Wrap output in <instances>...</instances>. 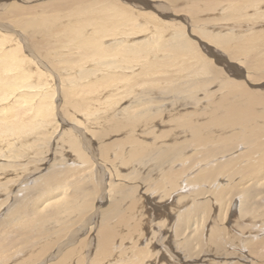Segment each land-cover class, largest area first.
<instances>
[{
	"label": "rangeland",
	"instance_id": "374dc122",
	"mask_svg": "<svg viewBox=\"0 0 264 264\" xmlns=\"http://www.w3.org/2000/svg\"><path fill=\"white\" fill-rule=\"evenodd\" d=\"M75 1H77V0H4V2L6 3L5 8L0 9V18H3V20H0V21L4 25L8 24V25H13L14 27L16 26V24H14L13 18H12L13 14L15 12L14 9H13L14 11L12 10L13 5H11V4L13 2L20 4L23 7V9L26 11V14L25 15L22 14V15L25 17L28 16V13H30V14H32V16L38 17L37 18L38 20L44 18V25H45V23H47L46 22L47 20L45 21V17L47 18L48 16H50V18H53V20H55L54 23L51 24V28H47V29H45V28L50 26V24L47 25L46 27H39L37 29L36 28H29L27 30L24 28L23 29L20 28L21 29L20 30L19 27L18 28L15 27L21 31V35H22L20 38L18 37L16 39H19L22 41L21 44L24 48L23 51L25 52L27 58H29V60H31V62L32 61L35 62V67L33 64H31V67H33L34 69H36V68L43 69L44 71L47 72L48 75H50L49 73H52V75L54 77V85H55L54 87H56V89H57L56 90L57 95H55V99H54L55 113H57V114H55V115H57V116H55V118H56L55 120L58 123L56 125H59V131H61V133L65 132V135H66L67 130H71L72 133L75 134L76 131L73 132V130H74V127L76 128V126L78 125L80 133H78L77 135L75 134V136L78 138V140L77 139L76 140L81 145H83V142H82V140H83L84 143L86 144V146H89L88 149L91 150V151L89 150L90 152L88 155V158H89L88 163L87 164L85 163V165L83 164L84 166L81 165L83 167L79 168L78 166H80V163H76L79 161V159L76 156L77 153L74 154L75 152L70 151L71 152L70 155L72 157L71 162L61 161L62 160L60 158L61 153L56 154V152H57V150H55L56 144L52 143L53 141L51 140V138H48V140H46V141L44 140L43 136L41 137L43 140L41 138H39V139L35 138L34 140H37L38 144H36V145H38V146H35L33 151L31 149L25 151V149H24L25 154L23 156L26 158H24V157L20 158L22 160H20L19 162L15 163V164L25 165L27 163L31 164L32 162L34 164H38L39 163L38 161L45 160L47 162L46 163L47 166H46V169L38 172L35 175L36 178L40 181H38L37 183L32 181L29 183L28 186H26V189L24 191H22L21 193H18V191H16L12 195L13 197H14V195L16 197V194L18 193V195H17L18 197H16L18 199L15 202H13V203H15L14 206H13L12 201H11L9 203V205L7 204L6 207H4V209H2L3 213L0 214V222H1V224H0V264H35V262H37L36 264H64V263L65 264H107V263L108 264H113V263L114 264H116V263L117 264H125V263L127 264L129 259H130V261H132L131 257H132L133 253H135L136 255H137V253L139 255L145 253L144 255H146V257L144 258L143 262H140V264H145V263L150 264L151 263L149 261L150 258L152 260L156 254H158L162 251H165L167 256L170 255L167 252V251H169V252H171V255H172L171 257L178 258V259L181 258L183 262L178 263V264H214L217 262H219V264L220 263L224 264L225 262H231L230 264H233V263L234 264H243V263L244 264H257V263L258 264H264V258H261V257L257 258V257H255V255L250 254L249 248L244 243L240 244L242 252H244V257H245V259H243V260H240V259L237 260V258H234L232 256L233 254H235V252H233V249H230L231 247H223L224 251H218L215 246L212 247L211 249L207 246L206 248L211 251V255L207 256V258H206L207 260H204V262L198 263V261H200V260H195V261L192 260L188 251L184 250V239L187 236H189L187 234V232H190V230L185 232V236H183L184 234L183 235L177 234L178 233L177 228H178V225L180 224L179 223L180 222V215L182 216V213L184 214V210H189L190 208H192V206L196 202L197 203L201 202V201L206 202V200L209 196L210 197L208 198V200L212 204V205H210L212 207V210H211L212 212H211L210 217H213V220H214V217L215 218L217 217L218 220L220 219L221 209L226 207L225 204H224V206H221L219 203H217V199H215L216 196H215L214 192H218V190L220 188L217 187L218 186L217 184L213 185L212 183H209L211 185H210V187H208L209 186L208 183H206L208 185V186H206V184H204V183L199 184L196 181H197L198 177L201 174H203V172L206 171L208 165H209V170L210 169L212 170L214 168V167L212 168V166H215L213 164H217L218 161L221 163H224L227 160H232L233 158H239L240 155L244 156V152L246 154H249V152H251L252 149H254V145H249V144H247L246 141H244V136L247 137L249 134V131L246 130V129H248V126H247L248 123H246L245 125L244 124L242 125L241 122L247 121L250 124L254 125L255 122L257 121V119L255 120L257 115L259 117H264V115H260V113L263 110V107H261V108H260V106L257 107L258 111L256 110V112L259 114H252L250 118L241 121L238 125H234L236 127L237 131L235 128L230 129V130H226V128L223 129V127H218V128L215 127L213 132L208 134V135L205 134L204 135L205 137L200 142L197 140L196 134L194 133L195 126L200 124V122L196 121V123L191 124V126L189 128L190 131L188 129L186 131L185 128H187V127H183L181 129L183 131H186V132L182 133V135H179L176 139H173V136L169 135L170 138L168 137V139L167 138L165 139L166 135H168V133H171V128H174L175 126H177L175 124V117L172 115L174 113H172L171 111H168V109L166 107L169 106L170 102L172 104H174L173 102H175V103H176V101L179 102L180 98H187V100H188V98L190 97L189 96L190 94H188L189 88L187 89V88H185V86L183 87V89H187V90L182 91L181 96H179L180 92L178 93V96H177V93H174V92L172 95L171 92H169V91H171V89H172L171 87L173 86V84L175 82H178V83L177 84L175 83L174 85L180 84L183 86V85H185V83L188 84L189 82H192V81L193 82L194 81H200V79H201V81H207L205 79L210 77L209 81L211 84H213L212 85L213 87L210 85L207 89H210V91H212V94H213V92H216L219 89L218 86H220V85L222 86V87L220 86L221 88L225 89V91L222 90L220 93H217L215 98H214V96L207 97L209 101L206 98L205 104L206 103L207 104H213L216 102H222L223 101L222 106L224 105L225 102H229L225 106H228L231 104H237V105L241 106V104L244 103L243 102L244 100L241 98L240 94L238 95V97H236L235 95H232V96L229 95L228 96L227 91L231 92L232 90L229 88L228 89L225 88L226 86L223 87V83H225L226 85H230V87H234V86H231V85L236 84L234 82L246 83L247 84L246 86H248L249 89H251L252 91H255V93H257L259 96H262V97L264 96V69H263L264 68V60L259 59V58L264 57V54L260 55L261 52L264 53V44H263L264 43V1L260 2L261 5L258 7L257 10L252 9V8H248L247 10L243 11L242 9H236V7L237 6L239 7V3L241 1H244V0H111V1L110 0H100L103 2H109V3L114 2L116 6L118 5L119 9H122L123 11H125L127 13L129 12L130 15L131 14L133 16L135 15L134 17L137 19L138 23H141V24L146 22V21H144L145 18H143V17H145L144 13L147 12V10H148V12H150L152 9H154L152 11L155 12L156 15H159L161 17V21L165 20L166 22H170L172 24L175 23L178 27H182L184 25L183 27H186L187 28L186 31H188L187 35H186L187 39L189 38L188 40L195 42V46L193 45L195 50L201 51L203 53V55L205 53L207 55V56L205 55V57L210 58L211 62H209V59L207 62H209L210 68L216 72V73L215 72L211 73V69H210V72H208L207 75L203 74L200 76H195L194 74H191L188 71H184L182 73L174 74L175 69H172L170 67H165V70L168 72V74L165 75L167 77L166 78L164 75H161L163 73L161 71V67L159 66V64H161V61H160L161 56L156 55L155 57L152 56L151 58L149 57V59L147 58V62L150 61V64L147 66V68L144 70V72L142 71V67L140 68V66H138L136 64L137 62H135V59L133 58L131 62L133 65H137V66H135L137 68V69L135 68V73H138L139 75L132 77L133 79L131 78V80L129 79L128 80L129 84L127 83V81H123V80H119V79L114 80L113 76H112L113 74H116V75L125 74V71H124L125 69L123 68V63H124V65L128 64V62H127V60L129 61L128 56H127L126 60H124V59L122 60V58H118V57L114 58L111 60L113 63L112 64L113 66L109 65L107 68H104L99 63H96V62L93 63L92 59H87V53L85 51H83L82 49L77 48L76 46L69 47V48H65L63 46L65 44V40L67 39L66 35H65V34H67L66 31L69 30V28L67 29L66 27H69V25H71V24L78 25L82 22L81 18H77L75 16L70 15L72 13V10L70 9V7L72 6V4ZM80 1H82V3H84L87 0H84V1L80 0ZM100 1L97 0V3ZM143 2L149 3L148 6L146 7V5L143 4ZM211 2H215V4L212 5ZM0 3H1V1H0ZM229 4H231V5H229ZM48 5H50L51 8H57L58 10H54L53 13L50 14ZM7 6H9V7H7ZM93 6H95V3L93 4ZM137 6H139V8ZM145 7L148 9H146ZM137 12H139L140 15H138ZM260 12H262V13H260ZM71 19H72V22H71ZM76 21H77V23H76ZM182 21L184 22V24L182 23ZM234 21H235V23H234ZM176 22H178V23H176ZM145 25H147V24H145ZM71 26H73V25H71ZM147 26L149 27V25H147ZM89 30H90V28H88V31H87V33L89 32L88 35H94ZM153 31L157 32V29H153L152 32ZM230 32H232V33H230ZM5 33H8V32H5ZM205 33H206V35H205ZM166 34L168 35L169 32ZM211 34H213V36ZM231 34L234 36H232ZM147 35L149 36V34H146V36L145 35H143V36L145 38H148ZM207 35L208 36L210 35V37L208 38ZM215 35H219V36L216 37ZM222 35L223 36L229 35L230 41H228L226 43L227 48H226L225 44H224L225 47H223V48L218 46L219 43H217V41H219V39L223 37ZM143 36L140 37L139 39L143 38ZM204 36H206V37H204ZM168 37H172V36H168ZM223 38H226V37H223ZM142 40L144 41V38ZM231 41H232V43H231ZM105 43H107L106 45H108V44L110 45V43L113 44L114 42H113V39L110 38V39H106ZM240 43H242L243 45L250 44L252 47L255 46L254 48L256 49V51L252 52V50H251V51H249V53L248 52H246V53L245 52H239L238 48H239ZM10 44H12V43H10ZM174 44H177V43L174 42ZM230 44H232V46ZM152 47L153 46H150V48H152ZM141 48H143V44L141 45ZM147 48L150 49L149 47H147ZM25 49H26V51H25ZM206 50H208V52H209V50L212 51L211 55ZM261 50H263V51H261ZM259 51H260V53H259ZM201 52H199V53H201ZM202 53H201V55H202ZM212 53H213V55H212ZM61 54H62V56H61ZM144 54L146 55L147 52L146 53L144 52ZM159 55H161V54H159ZM256 56H257L256 59H258V61H256L255 58H253ZM83 57H84V60H83ZM32 58H33V60H32ZM157 58L159 60H157ZM40 59H41V61H40ZM117 59H118V61H117ZM152 59L156 64L152 61ZM38 60H39V63L38 62L36 63V61H38ZM82 61H84V62H82ZM121 61H123V63ZM125 61H126V63H125ZM262 61H263V64H262ZM190 62L191 61H189V63ZM121 63H122V65H121ZM258 63H259V66H258ZM81 64H83L84 66H82L80 68L79 65H81ZM38 65H39V67H37ZM47 65H49V67ZM151 65L152 66L158 65V66H157V68H150ZM95 66H97V67H95ZM71 69H73V70H71ZM151 69L153 70V72L151 71ZM154 69H156V70H154ZM32 71H33V69H32ZM87 71L89 73L86 75ZM236 72L238 75L236 74ZM76 73H77V75H76ZM172 74L175 76H173ZM214 74H215V76H212ZM235 74L237 77L235 76ZM108 75H110V77H112V79H113V80H111L112 82L110 80H106L105 83L104 82L102 83L99 81V78L101 79V77H103V76L107 77ZM161 76H163V77H161ZM85 78H87L88 82L86 81ZM168 79H170V80L175 79V82L172 83L171 85L167 84ZM71 80L73 81L72 83H71ZM90 81H91V83H90ZM226 81H228L231 84H229ZM31 82L33 84H36V82H38L37 77L32 76L30 83ZM85 82H87V84H89V85H87ZM220 82H221V84H219ZM74 83H75V85H73ZM232 83H234V84H232ZM90 84H92L93 86ZM76 85H78V86L76 87ZM80 85H81V87H80ZM86 85H87V87H86ZM121 85H123V86H121ZM127 85L128 86L131 85L129 87V92L126 91ZM215 85H217V87ZM83 86H84V88H83ZM163 87H164V89H162ZM123 88H124V91H123ZM78 90H80V91H78ZM120 90L122 91V93ZM166 90L167 91L169 90L168 92H166L167 94L165 93ZM161 92H162V94H161ZM126 93H127V95H126ZM149 93L151 95H149ZM224 93L228 97H225ZM174 94H176V95L174 96ZM222 94H223V96H222ZM125 96H126V98H125ZM166 96H167V98H166ZM88 97H89V99H88ZM90 97L93 99L90 100ZM114 97L116 98V100ZM120 97H122V98H120ZM172 97L174 99H172ZM177 97L179 100L177 99ZM200 97H203V96H200ZM219 99H221L222 101ZM125 100H126V102H125ZM117 101H120V102L117 103ZM129 101H130V103L135 102L134 103L135 105L141 104L140 109H139L140 112H141V109H142V111H145V110L147 111L149 109V111H151V113L157 112L156 113L157 116H153L152 119L150 116L148 120H153V121L149 122L148 120H146V122H144L146 127L143 125L144 127L142 126L143 127L142 128L141 122L135 126V124H137V122H135L136 118L133 119V117L130 116V113H127L129 111L127 109L128 105H129V103H128ZM86 102L90 103L91 105L90 104L86 105L87 104ZM93 103H95V104H93ZM99 104H100V106H99ZM172 104H170V106ZM84 105H86V106H84ZM92 105H93V107H92ZM239 106H237V107H239ZM118 107H120V109L126 108L125 111L123 112L124 114L121 115V112L119 114V112H118L119 110H117ZM161 107H163V108H161ZM247 107L249 109V107H251V105L247 106ZM244 108L246 109V107H244ZM244 108L240 109V111H243ZM90 111H91V113H89L87 115V113ZM188 111L192 112L193 109L190 108ZM216 112L217 111L212 106V113L210 116H211V118L212 117L213 118H212V121H210V122H214V120H215L214 115L216 114ZM101 113H102V115H101ZM163 113H165V114H163ZM192 113H190L189 115L191 116ZM115 114H116V116H115ZM158 114H159V116H158ZM89 115H91V116L89 117ZM165 115H166V117H165ZM87 116H88V118H87ZM112 116L116 117L115 121H113ZM163 116H164V118H163ZM104 118H107V119H104ZM161 118H162V121H165L164 122L165 124L163 123V125H162V123H161L162 121H161V122H159L160 126L155 127L156 125H158L157 120L159 119V121H160ZM211 118H209V120ZM219 118L222 119V117H220V116H219ZM223 118H224V116H223ZM172 119H173V121H171ZM203 120H205L204 122H207L208 118L203 117L202 121ZM258 120L259 121L261 120L260 121L261 125L264 124V119H258ZM98 122H99V124H98ZM151 122H152V125H151ZM176 122H178V119ZM83 123H84V125H83ZM103 123H105V125ZM207 125L209 126L210 123L207 122ZM89 126H92L90 128V131L91 130H93V131L90 132L89 130H87V128ZM147 127H148V129H147ZM213 127L214 126H209L208 131L210 132L211 128H213ZM260 127L257 126L255 128H253L257 132V134L263 132V130H262L263 126L261 128ZM258 129H261L262 132H259L260 130H258ZM153 130H155V131H153ZM147 131H148V133H147ZM174 132H175V130L172 132L175 135ZM243 132H244V134H243ZM143 133H144V135H143ZM163 133H165V134H163ZM130 134H131V136H129ZM211 134H214V135L211 137ZM155 135H157L158 137ZM160 135H161V137L164 136L163 139L168 142V143H166L167 145L169 143L171 145H174L176 142H178L181 145H183V144L185 145L183 150L180 149V154L182 153L181 156L184 158L177 160L178 162H176V165H174L173 163H170V165L167 164V165H165V167H162V169L160 168L161 163H159L156 160L157 158H159L158 155L161 153V144H162V141H164L163 139H161ZM218 135L220 137V141L223 138L229 137L230 139L228 141L226 139V141L228 143H230L231 145L235 146L234 150H232L230 152H226L224 154V156L221 158H218L215 156V158L211 157L210 159H206L209 152H211V150L219 151V147L221 145H219L217 143L218 141L216 140L217 139L216 136H218ZM238 135L240 136V139H239ZM259 135H261V134H259ZM262 135H264V134L262 133ZM156 137H157V139H156ZM192 137H194V138H192ZM231 137H232L233 141H230V140H232ZM124 138H126V139H124ZM241 138H243V139H241ZM30 139H32V137H30ZM122 140H123V142H122ZM204 140H206V142ZM213 140L215 142L216 141L217 142L214 144ZM263 140H264V138H263ZM30 141H32V140H29L27 143L31 144ZM41 141L43 143L42 146H41V144H39V142L41 143ZM144 141H145V143H144ZM212 141H213V143H212ZM130 142H131V144H130ZM153 142H155V143H153ZM91 143H92V145H91ZM138 144H140V145L138 146ZM170 144H169V146H170ZM206 144L209 145V147L208 146L206 147L205 146ZM109 145H111V146H109ZM134 146H135V148H134ZM201 146L202 147L205 146V148H202ZM215 146L218 149L215 148ZM32 147H33V145H32ZM61 147H62V144H59V148H60L59 151L61 150ZM120 147H121V149H120ZM145 147L150 148V150L146 149V151H143V149H145ZM211 147H213V148H211ZM139 149H141L140 150L141 152L139 151ZM126 150H128V151H126ZM135 150H137V151H135ZM207 150H209V152H207ZM177 151H179V149ZM233 152H235V153H233ZM141 153H142V158H141V156H138V155H141ZM44 154H45V156H43ZM246 154H245V156H247ZM194 155H195V157H194ZM38 156H40V157H38ZM47 156H49V157H47ZM257 157H258V155H257ZM54 158H55V160H54ZM137 158H138V160H136ZM247 158H243L242 160L240 159L241 161L239 162V164L241 166H243V167H240L241 169L245 168L246 165L248 166L250 163V160H252L249 156H247ZM199 159H201V160L203 159V162ZM193 160H195L196 164ZM198 160H199V162H198ZM205 160H207V162ZM256 160H258V159H256ZM8 161H11V160L7 159L6 162H4L3 160H0V163H10ZM208 161L210 164L208 163ZM56 163H57V165H55ZM179 163H180V165H179ZM200 164L201 165L203 164V165L201 166ZM51 165H52V167H51ZM151 165H153V166L150 167ZM49 166H50V168H49ZM87 166H89L88 167L89 170H86V169H88ZM95 166L96 167L99 166V167L96 168ZM192 166H193V168H192ZM201 167H203V168H201ZM204 167H206L205 170H204ZM141 168H143V169H141ZM147 168H148V170H146ZM153 168H154V172H153ZM191 168H192V170L193 169L194 170L191 171ZM247 168L248 167H246V169ZM52 169H56V170L52 171ZM188 169H190V170H188ZM50 170L53 173H51ZM80 170H82V171L80 172ZM84 170L86 173L84 172ZM113 170H114V174H113ZM209 170H207V172ZM161 172H162V174H161ZM110 173L113 174V176H112L113 178L110 177ZM164 173H165V175H164ZM170 174L177 175V177H178L177 179H179V181H178L176 186L179 185V189L176 190V193L181 194V196H179V195L175 196L174 195L170 199H168V198H164L162 195L164 193L172 192V189L174 188V186L169 181H167V180H169ZM100 175L102 176V178ZM114 175H116V179H114L115 178ZM131 175H133V176H131ZM85 176H87V177H85ZM166 176H167V178H166ZM56 177L58 180H60L62 178L63 180L61 179V181H63L65 184V186L61 189V191H63L62 193L60 190H59L60 192L58 193L57 191H55V189H53L54 185L56 187V184H57V179H55ZM92 177H94V179ZM99 177H100V179H102V181H99ZM227 178H228L227 176L224 177L225 180L222 181V183H224L223 186H226V185L230 186L232 184H236L240 180V182H239L240 184L238 185V189L241 188L240 191H242L243 194L247 190H250L251 187L252 188L258 187V184H254L253 181L252 182H245L241 179V177H237L236 179H234L235 181L232 179H227ZM97 179H98V182H97ZM182 181L185 183H183ZM111 182L114 184V186L116 188H114V187L110 188ZM165 182H167V183H165ZM180 182H182V183H180ZM53 183H54V185H53ZM34 184H36V185H34ZM123 186H125V187H123ZM133 186L136 187V189ZM130 187H131V189H129ZM166 187L168 190L166 189ZM193 187H195L196 189L198 188L197 193H201V192L203 193L204 190H205V192L206 191H209V192L211 191V192L208 193V195H205L206 198L200 197V198L196 199L197 193H195L196 189ZM248 187H249V189H248ZM161 188H162V191H161ZM201 188L202 189L205 188V189L202 190ZM206 188L208 190H206ZM75 189H76V191H75ZM134 190H135V192H133ZM165 190H166V192H165ZM139 191L142 193H140ZM75 192H76V195L74 196ZM123 192H124V194H123ZM64 193H66V194H64ZM237 193L238 192H236L235 195ZM61 194L62 195L64 194L66 196H64L60 202L56 203V201H54L53 198H57V197L60 198ZM67 194H68V196H67ZM195 195H196V197H195ZM236 196H240V195H236ZM259 196L260 195H258V197H257L258 199L256 202H259V200H260ZM67 197H69V198L67 199ZM0 198H1L0 201H3V200L5 201V199L7 197L5 195H3ZM47 198H49L50 200H47L45 202L46 203V205H45V203H43V202ZM97 199H99V200L101 199V200H100V202L95 203ZM128 199H131V201ZM178 199H180V201H178ZM236 199H238V198H236ZM174 200H176V201H174ZM186 200L188 202V203L186 202V207L182 208L181 211H179L175 215L174 212H176L175 211L176 205L180 204L181 202L185 203ZM235 202L237 203V205H239V199H238L235 201L233 200L232 206H234ZM262 202L264 205V200H262ZM58 203H61V204L64 203V204H62L63 205L62 206L61 204H58ZM165 203H166V205H165ZM213 204H214V206H213ZM19 206L23 207L27 211L24 210L26 212L19 213L17 210V208ZM53 206H55V207H53ZM96 206L98 208H95ZM43 207L45 208V210L42 209ZM61 207H63V208H61ZM39 208H41L42 210ZM114 208L116 210H118V214L113 215L111 221H108V218H107L108 224L106 225L105 224L106 220L104 221V216L108 215L107 213H109L111 210H115ZM227 208H228V206L226 207V210L223 209V212H225V213L227 212L229 214L228 217L231 215V216H233V218L229 221L228 217H227V220L224 219L225 223L221 222V221L220 222L215 221V222L211 223L208 227V231L206 228V230L204 232V237H203V239L205 241L204 245H205V243H207V241H206L207 235L209 236L210 229L214 226L216 228L222 226L221 228L223 229L224 227H226L225 226V224H226L227 225L226 228L227 229L229 228L231 230V232L233 231V233H231L230 236L236 235V238H238L242 235L241 234L242 233L241 232L242 227H240L237 223L240 222L239 224H242V225H244L246 223H243V221L241 222V220H239L240 218H239V212H238L237 208H234V207H232V209H231V207L228 209ZM196 209L198 210L197 207H195V209H193V210H196ZM57 210L62 211V212H59V214H58V212H56ZM140 210H141V212H140ZM28 212H29V214H28ZM229 212L232 214H230ZM166 213H167V216H166ZM49 214H50V216H49ZM52 215L55 217H53ZM91 215H95L94 216L95 219H93L94 222L93 221L92 222H93V226H95L97 228L96 229L97 232H95L93 234L92 238H93V243H95V244H93L92 252L89 251V254L91 256L89 257V254H88L89 259H87L86 255H87V248H89V242L85 241L86 242L85 243L84 240H85V237L88 235V231H89V227H87L89 225V224H87V220H88L87 218H89V216H91ZM5 216H6V219L9 218L8 221L7 220L5 221ZM43 216H45V217H43ZM168 219H170V220H168ZM159 220H161L162 223H159ZM164 221H165L166 225H165ZM45 222H46V224H45ZM24 223H25V225H24ZM74 223L77 225H75ZM173 223H175V224H173ZM176 223H178V224H176ZM157 224L158 225L163 224L162 226H160L161 233L158 232L159 234L158 233L156 234V232H157L156 227L158 230H160L158 228L159 226H157ZM12 225H14V226H12ZM113 225H115V226H113ZM251 225H252V223L250 222L248 226H251ZM261 225L262 224H260L259 228H261L262 233L256 234V237H254L255 242L259 241L261 238H264V226L262 227ZM42 226H44V227H42ZM106 226H107V228H111V229H109V231L111 230V236L115 237V240L111 239L112 244L110 243L109 245H107V247H106L107 249L106 248L102 249V246L104 247V244L100 246V245H98V243L99 244L104 243L103 235H104V233L106 235V232H107ZM238 227H240V228H238ZM81 228L85 229L86 233ZM259 228H257V230ZM102 229L104 231H102ZM62 230L65 233L62 232ZM80 230L83 231V234H81L82 232ZM70 231L72 233L75 232V237H73L72 241L70 242V245H72V247L70 245H69V248L62 246V248H64V249L62 250L61 253H59L58 248L56 249V247L59 244V242L61 243L63 241V238L65 241L66 236H70L72 234ZM78 231L81 233H79ZM140 231H142V232H140ZM66 232H68V233H66ZM101 233H103V234H101ZM162 233H163V235H162ZM216 233L219 234L218 231ZM22 234H24V235H22ZM190 235H192V234H190ZM30 236H31V238H29ZM152 236H153V238H152ZM248 236H245V237H248ZM183 237H184V239H183ZM249 238L250 237H248V239L247 238L246 239L249 240ZM246 239H244V240H246ZM86 240H87V237H86ZM79 241H80V244H79ZM81 241L84 242V247H83L84 250H82L83 243ZM152 242H153V244H152ZM181 242H183V243H181ZM224 242L226 243V240H224ZM249 242H250V240H249ZM113 243H114V246H113ZM13 244L16 245L17 247L14 246ZM86 244H87V246H86ZM152 245H153V247H152ZM47 246H48V249H47ZM99 246L101 247V250H100ZM75 247H77V248H75ZM109 247L111 248V250H113V249L114 250L111 252ZM123 249H124V252H123ZM69 250H72V251H69ZM106 250L107 251L110 250L109 251L110 253L106 252ZM127 250L129 252H127ZM235 250L238 251V248H236ZM18 251H19V253H17L18 255L15 254ZM147 251L150 253H148ZM198 251H199V249L196 250L197 253L200 252V251L199 252ZM66 252H68L67 255L65 254ZM245 252H247V253H245ZM79 253H80V255H79ZM81 253H82V255H81ZM107 253L111 254V257L108 260H106L107 259L106 258ZM165 253L163 255H165ZM135 254H133L132 258H134L136 260L137 256H139V255L136 256ZM149 254H150V256H149ZM151 254H152V256H151ZM204 254L207 255L209 253H204ZM130 255H131V257H130ZM147 255H148V257H147ZM212 255H214L215 257ZM112 256H114V257H112ZM222 256L228 257L231 259L226 261L224 258L223 259L218 258V257H222ZM148 258H149V260H148ZM46 259H48L47 263H46ZM208 259H210L211 261H209ZM161 264H164V263H161Z\"/></svg>",
	"mask_w": 264,
	"mask_h": 264
},
{
	"label": "bare ground",
	"instance_id": "6f19581e",
	"mask_svg": "<svg viewBox=\"0 0 264 264\" xmlns=\"http://www.w3.org/2000/svg\"><path fill=\"white\" fill-rule=\"evenodd\" d=\"M1 3H0V9L1 8H5V2L4 0H0ZM84 1V0H83ZM100 1V0H99ZM111 1V0H110ZM261 1H264V0H244V1H241L239 3V7L237 6L236 9H242L243 11L247 10L248 8H252V9H255L257 10L258 7L261 5L260 2ZM113 2V1H112ZM140 2V1H139ZM73 3V2H72ZM71 3V4H72ZM95 3V6H93V4ZM131 3V2H130ZM210 3V2H209ZM233 3V2H232ZM143 4L146 5V7L148 6L149 3H146V2H143ZM212 5L215 4V2H211ZM11 5H13V8L12 10L14 9L15 12L13 14V22L14 24H16L15 27H19L20 28H24V29H29V28H39V27H46L47 25L50 24V26L46 27L45 29L47 28H51V24L54 23L55 20H53V18H50V16H48L47 18L45 17V21L47 23H45L44 25V18L43 19H37L38 17H34L32 16V14L28 13V16H23L26 14V11L23 9V7L20 5V4H17V3H12ZM65 5V4H64ZM75 5V6H74ZM231 5V4H229ZM234 5V4H233ZM71 6V5H70ZM211 6V5H210ZM236 6V5H235ZM9 7V6H7ZM49 7V13H53L54 10H58L57 8H51L50 5H48ZM139 8V6H137ZM145 7V8H146ZM153 7V6H152ZM216 7V6H215ZM231 7V6H230ZM45 8V7H44ZM133 8V7H132ZM43 9V8H42ZM46 9V8H45ZM70 9L72 10V13L70 14L71 16H75L77 18H81L82 19V22L78 25L76 24H71L69 25V27H66L67 29L69 28L66 35V40H65V44L63 45L65 48H69V47H73V46H76L77 48H80L82 49L83 51H85L87 53V59H92V62H96V63H99L101 64L104 68H107L109 65H112V59L114 58H122V60H126L127 56L129 58V61L127 60L128 64L124 65L123 61H121L123 63V68L125 69V74L123 75H116V74H111L113 76V79L114 80H123V81H127V83L129 84L128 80L134 76H137L139 75L138 73H135V66H140V68L142 67V71L144 72V70L147 68V66L150 64V61L147 62V58L149 59V57L151 58L152 56H161V64H159V66L161 67V71L163 72L161 75H166L168 74V72L165 70V67H170L172 69H175V73H182L184 71H188L190 72L191 74H194L195 76H200V75H207L208 72H210V64L209 62L210 61V58H206L205 57V53L203 55V53L201 51H197L194 49L193 45L195 46V42L194 41H190L187 39V32L186 31V27H178L175 23L172 24L170 22H166L165 20L164 21H161V17L159 15H156L155 12H153L152 10L154 9H150L151 11L148 12H145L144 15L145 18L144 22L145 24L149 25V27L147 25H145L144 23L141 24V23H138L137 19L131 14H129V12H125L123 11L122 9H119L118 5L116 6L115 3H109V2H103V1H100L97 3V0H87L86 2L82 3V1L80 0H77L75 1L72 6L70 7ZM141 9V8H140ZM139 9V10H140ZM148 9V8H146ZM13 10V11H14ZM33 10V9H32ZM60 10V9H59ZM126 10V9H125ZM133 10V9H132ZM24 11V12H23ZM34 11V10H33ZM127 11V10H126ZM143 11V10H142ZM197 11V10H196ZM42 12V11H41ZM140 12V11H139ZM139 12H137L138 15ZM185 12V11H184ZM234 12V11H233ZM240 13V12H239ZM262 13V12H260ZM23 14V15H22ZM8 15V14H7ZM45 15V14H44ZM142 15V14H141ZM23 16V17H22ZM138 17V16H137ZM231 18V17H230ZM179 19V18H178ZM203 19V18H202ZM201 19V20H202ZM247 19V18H246ZM0 20H3V18H0ZM11 20V19H10ZM38 20V21H37ZM53 20V21H52ZM210 20V19H209ZM224 20V19H223ZM70 21V20H69ZM179 21V20H178ZM51 22V23H50ZM59 22V21H58ZM71 22H72V19H71ZM6 23V22H5ZM77 23V21H76ZM79 23V22H78ZM178 23V22H176ZM182 23L184 24V22L182 21ZM235 23V21H234ZM58 24V23H57ZM226 24V23H225ZM223 25V24H222ZM186 26V25H185ZM13 25H8V24H3L1 21H0V160H3L4 162L7 161V159L11 160V161H8L10 163H0V197L5 195L7 198L5 199V201H0V214L3 213L2 209H4V207H6V205L12 201V204L14 206L15 202L18 198L17 195L18 193H21L22 191H24L26 189V186L29 185L30 182L34 181L35 183H37L38 180L36 178V174L44 169H46V161L45 160H40L38 161L39 163L38 164H34L33 162L30 164V163H27L25 165H18V164H15L17 162H19L20 158L24 157L23 155L25 154L24 152V149L25 151L26 150H32L34 149L35 146H38L36 144H38L37 140H34L35 138L39 139L43 136L44 140H48V138H51V140L53 141L52 143L56 144V149L57 152L56 154L58 153H61V161H66V162H71L72 160V157L70 155V151H73L75 152L74 154L77 153V158L79 159L78 162L76 163H80V166H78L79 168H82L85 163L87 164L88 163V155H89V152L91 151L90 149H88L89 146H86V144L84 143V141L82 140L83 142V145H81L80 143H78V138L75 136V134L77 135L78 133H80L79 131V127L78 125L76 126V128L74 127V131H76V133H72L71 130H67V133L65 135V132L61 133V131H59V125H56L58 124L56 122V118L55 114V106H54V99H55V95H57L56 93V87H54V77L52 75V73H49L50 75L47 74L46 71H44L43 69H40V68H36L34 69L33 67H31V64L34 65L35 67V62H31V60H29V58H27L25 52L23 51V46H22V41L19 40V39H16V38H20L22 35H21V29L18 30L17 28H15ZM88 28H90L89 31H91L94 35H88L87 31H88ZM153 29H157V32H152ZM215 30V29H214ZM213 30V31H214ZM20 31V32H19ZM156 31V30H155ZM209 31V30H208ZM5 32H8V33H5ZM169 34L167 35L166 33ZM11 33V34H10ZM200 33V32H199ZM216 33V32H215ZM221 33V32H220ZM232 33V32H230ZM146 34H149L148 38H145L143 35L146 36ZM89 37H88V36ZM206 35V33H205ZM213 36V34H211ZM221 35V34H220ZM224 35V34H223ZM222 35V36H223ZM232 35V34H231ZM144 38V41L142 40L143 38L139 39L140 37ZM168 36H172V37H167ZM208 36V35H207ZM216 37H218L219 35H215ZM234 36V35H232ZM206 37V36H204ZM210 37V35L208 36V38ZM223 37H226V38H223ZM222 38L219 39V41H217L218 46L220 47H225L226 45V48H227V42L230 41V38H229V35L228 36H223ZM113 39V44L110 43V45H106L107 43H105V40L106 39ZM241 38V37H240ZM24 39V38H23ZM65 39V38H64ZM174 39V40H173ZM251 39V38H250ZM142 40V41H141ZM154 40V41H153ZM216 40V39H215ZM152 41V42H151ZM174 42H176L177 44H174ZM216 42V41H215ZM255 42V41H254ZM12 43V44H10ZM214 43V42H213ZM232 43V41H231ZM143 44V48H141V45ZM207 44V43H206ZM225 44V45H224ZM235 44V43H234ZM258 44V43H257ZM264 44V43H263ZM198 45V44H197ZM212 45V44H211ZM232 46V44H230ZM150 46H153L152 48H150ZM147 47H149L150 49H148ZM207 47V46H206ZM255 47V46H254ZM252 47L250 44H247V45H243L242 43L239 44V48H238V51L239 52H248L252 50V52L256 51V49ZM127 48V49H126ZM27 49V48H26ZM25 49V51H26ZM210 49V48H209ZM208 52V50H206ZM226 51V50H225ZM229 51V50H228ZM263 51V50H261ZM28 52V51H27ZM49 52V51H48ZM64 52V51H63ZM144 52L147 54L145 55ZM201 52V53H199ZM211 52L209 50L208 53H210L211 55ZM238 52V53H239ZM59 53V52H58ZM216 53V52H215ZM244 53V54H245ZM260 53V51H259ZM154 54V55H153ZM161 54V55H159ZM219 54V53H218ZM235 54V53H234ZM233 54V55H234ZM241 54V53H240ZM243 54V53H242ZM264 53H260V55H262ZM66 55V54H65ZM73 55V54H72ZM213 55V53H212ZM236 55V54H235ZM53 56V55H52ZM62 56V54H61ZM67 56V55H66ZM207 56V55H206ZM218 56V55H217ZM60 57V56H59ZM232 57V56H231ZM236 57V56H235ZM262 57V56H261ZM135 59V62H137L136 64L137 65H133L132 64V59ZM237 58V57H236ZM235 58V59H236ZM253 58H257L256 57H253ZM71 59V58H70ZM209 59V62H207ZM259 59H262L264 60V57L262 58H259ZM33 60V58H32ZM83 60H84V57H83ZM157 60H159L157 58ZM41 61V59H40ZM115 61V60H114ZM118 61V59H117ZM153 61V59H152ZM159 61V62H160ZM189 61H191L189 63ZM256 61H258V59H256ZM260 61V60H259ZM39 63V60L36 61V63ZM84 62V61H82ZM81 62V63H82ZM89 62V61H88ZM91 62V63H92ZM154 62V61H153ZM261 62V61H260ZM259 62V63H260ZM121 63V65H122ZM126 63V61H125ZM155 63V62H154ZM227 63V62H226ZM259 63H258V66H259ZM88 64V63H87ZM156 64V63H155ZM262 64H263V61H262ZM98 65V64H97ZM49 67V65H47ZM69 66V65H68ZM77 66V65H76ZM82 66H84L83 64L79 65V67L81 68ZM100 66V65H99ZM113 66V65H112ZM158 65H151L150 68H157ZM39 67V65L37 66ZM74 67V66H73ZM97 67V66H95ZM215 67V66H214ZM217 67V66H216ZM30 68V69H29ZM100 68V67H99ZM120 68V67H119ZM33 69V71H32ZM50 69V68H49ZM48 69V70H49ZM137 69V68H136ZM264 69V68H263ZM47 70V71H48ZM53 70V69H52ZM64 70V69H63ZM73 70V69H71ZM83 70V69H82ZM109 70V69H108ZM156 70V69H154ZM76 71V70H75ZM141 71V72H142ZM151 71L153 72V70L151 69ZM71 72V71H70ZM85 72V71H84ZM83 72V73H84ZM123 72V71H122ZM142 72V73H143ZM150 72V71H149ZM214 73L215 71L213 69H211V73ZM65 73V72H64ZM89 72L87 71L86 72V75L88 74ZM94 73V72H93ZM216 73V72H215ZM148 74V73H147ZM237 74V72H236ZM235 74V76H236ZM77 75V73H76ZM95 75V74H94ZM173 75V74H172ZM171 75V76H172ZM238 75V74H237ZM32 76L33 77H37V80L38 82H36V84H33L32 82L30 83V80L32 79ZM96 76V75H95ZM175 76V75H173ZM172 76V77H173ZM212 76H215L212 75ZM211 76V77H212ZM218 76V75H217ZM216 76V77H217ZM163 77V76H161ZM166 77V76H165ZM237 77V76H236ZM66 78V77H65ZM167 78V77H166ZM210 78V77H209ZM209 78L205 79L207 81H192V82H189L188 84L185 83V85H174L175 83L177 84L178 82H175V79L174 80H170L168 79L167 81V84H173V86L171 87V94L173 95V92L174 93H177V96H178V93L180 92L179 96H181V92L184 91V90H187L189 88V92L188 94H190L188 100L187 98H180L179 102H177L176 100V103L173 102L174 104H172L171 102L169 103V106H167L166 108L168 109V111H171L172 114L174 117H175V124L177 126H175L174 128H171V133H168V135H166L165 139L168 137L170 138V136L172 135L173 136V139H176L179 135H182V133L186 132L187 129L189 130L190 126L192 123H196V121L200 122V124H198L197 126H195L194 128V133L196 134V138L198 141H202L203 138L205 137L204 135L205 134H210L213 132L214 128L215 127H223L226 128V130H230V129H236V127L234 125H238L241 121L243 120H246L248 118L251 117L252 114H259L256 112L257 110V107L260 106L263 107V110L262 112L260 113V115H264V96H259L257 93H255V91H252L251 89H249L248 86H246L247 84L246 83H238V82H234L232 84L234 85H231V86H234V87H230V85H226L225 83H223V87L226 86L225 88H229L231 89L232 91L231 92H228L227 91V94L228 96L229 95H235L236 97H238V95L240 94L241 95V98L244 100L243 104H241V106L237 105V104H231V105H228V106H225L226 104H228L229 102H225L224 103V107L222 106V102H216V103H213V104H205V101H206V98L209 97V96H215L217 95V93H220L222 90L225 91L224 88H221L220 86L219 89L216 91V92H213L212 94V91H210V89H207L210 85L212 86L213 84L210 83L209 81ZM86 81H87V78H85ZM97 79V78H96ZM112 77H110V75H108L107 77H101V79L99 78V81L100 82H106V80H113ZM133 79V78H132ZM143 79V78H142ZM193 79V78H192ZM213 79V78H212ZM220 79V78H219ZM66 80V79H65ZM90 80V79H89ZM185 80V79H184ZM196 80V79H195ZM199 80V79H198ZM69 81V80H68ZM75 81V80H74ZM78 81V80H77ZM94 81V80H93ZM98 81V80H97ZM134 81V80H133ZM139 81V80H138ZM147 81V80H146ZM217 81V80H216ZM225 81V80H224ZM230 81V80H229ZM238 81V80H237ZM73 81L71 80V83ZM88 82V81H87ZM87 82H85L87 84ZM95 82V81H94ZM112 82V81H111ZM228 82V81H226ZM84 83V84H85ZM91 83V81H90ZM114 83V82H113ZM126 83V82H125ZM155 83V82H154ZM166 83V82H165ZM210 83V84H209ZM229 83V82H228ZM221 84V82L219 83ZM231 84V83H229ZM75 85V83L73 84ZM89 85V84H87ZM86 85V87H87ZM92 85V84H90ZM135 85V84H134ZM145 85V84H144ZM161 85V84H160ZM163 85V84H162ZM69 86V85H68ZM78 85H76L77 87ZM93 86V85H92ZM91 86V87H92ZM123 86V85H121ZM131 86V85H130ZM127 85L126 87V91L129 92V87ZM165 86V85H164ZM185 86V88L187 89H183V87ZM217 87V85H215ZM251 86V85H250ZM70 87V86H69ZM75 87V86H74ZM81 87V85H80ZM133 87V86H132ZM139 87V86H138ZM169 87V86H168ZM181 87V88H180ZM213 87V86H212ZM71 88V87H70ZM84 88V86H83ZM82 88V89H83ZM93 88V87H92ZM141 88V87H140ZM164 89V87L162 88ZM167 89V88H166ZM253 89V88H252ZM100 90V89H99ZM194 90V91H193ZM251 90V91H250ZM71 91V90H70ZM80 91V90H78ZM77 91V92H78ZM83 91V90H82ZM121 91V90H120ZM119 91V92H120ZM123 91H124V88H123ZM125 91V92H126ZM132 91V90H131ZM158 91V90H157ZM162 91V90H161ZM164 91V90H163ZM167 90L165 91L168 92ZM155 92V91H154ZM187 92V91H186ZM254 92V93H253ZM73 93V92H72ZM71 93V94H72ZM79 93V92H78ZM122 93V91H121ZM164 93V92H163ZM223 93V92H222ZM162 94V92H161ZM167 94V93H166ZM67 95V94H66ZM110 95V94H109ZM108 95V96H109ZM120 95V94H119ZM127 95V93H126ZM149 95H151L149 93ZM176 94H174L175 96ZM225 95V93H224ZM80 96V95H79ZM115 96V95H114ZM148 96V95H147ZM171 96V95H170ZM200 96H203V97H200ZM223 96V94H222ZM225 95V97H228ZM61 97V96H60ZM92 97V96H91ZM90 97V100L93 99ZM98 97V96H97ZM235 97V98H236ZM99 98V97H98ZM115 98V97H114ZM122 98V97H120ZM126 98V96H125ZM167 98V96H166ZM165 98V99H166ZM176 98V97H175ZM219 98V97H218ZM222 98V97H221ZM240 98V97H239ZM89 99V97H88ZM100 99V98H99ZM164 99V100H165ZM172 99H174L172 97ZM171 99V100H172ZM211 99V98H210ZM223 99V98H222ZM112 100V99H111ZM116 100V98H115ZM158 100V99H157ZM208 100V98H207ZM80 101V100H79ZM89 101V100H88ZM93 101V100H92ZM114 101V100H113ZM148 101V100H147ZM209 101V100H208ZM228 101V100H227ZM94 102V101H93ZM120 102V101H117V103ZM126 102V100H125ZM166 102V101H165ZM234 102V101H233ZM80 103V102H79ZM87 103V102H86ZM97 103V102H96ZM102 103V102H101ZM129 105H128V112L127 113H130V116L134 118H136L135 122H137L136 125H138L140 122L142 123L141 127L144 125L146 127V125L144 124V122H146V120L149 119V117L151 116V119L153 116H157L156 113H151V111H149V109L146 111H142L141 109V112L139 111L140 109V105H135L133 102L130 103V101L128 102ZM157 103V102H156ZM90 103H87L86 105H88ZM95 104V103H93ZM104 104V103H103ZM116 104V103H115ZM150 104V103H149ZM170 104H172L170 106ZM205 104V105H204ZM61 105V104H60ZM84 105V106H86ZM91 105V104H90ZM114 105V104H113ZM249 109L247 106H250ZM100 106V104H99ZM123 106V105H122ZM207 106V107H206ZM212 106L215 108V110L217 111L216 114L214 115L215 116V120L214 122H210L212 121V118H211V113H212ZM239 106V107H237ZM93 107V105H92ZM124 107V106H123ZM151 107V106H150ZM246 107V109L244 108ZM59 108V107H58ZM77 108V107H76ZM84 108V107H83ZM88 108V107H87ZM99 108V107H98ZM154 108V107H153ZM159 108V107H158ZM163 108V107H161ZM190 108L193 109V113L188 111ZM244 108L243 111H240V109ZM94 109V108H93ZM97 109V108H96ZM101 109V108H100ZM104 109V108H103ZM126 108H121L118 107L117 110H119V114L121 112V115L124 114L123 112L125 111ZM151 109V108H150ZM87 110V109H86ZM214 110V109H213ZM96 111V110H95ZM99 111V110H98ZM107 111V110H106ZM105 111V112H106ZM167 111V110H166ZM258 111V110H257ZM140 112V113H139ZM84 113V112H83ZM87 113V112H86ZM85 113V114H86ZM91 113L88 112L87 115ZM190 113L191 116L189 115ZM165 114V113H163ZM250 114V115H249ZM102 115V113H101ZM167 115V114H166ZM165 115V117H166ZM193 115V116H192ZM249 115V116H248ZM60 116V115H59ZM91 115H89L90 117ZM116 116V114H115ZM159 116V114H158ZM210 116V117H209ZM222 117V119L219 118ZM224 116V118H223ZM113 117V116H112ZM111 117V118H112ZM129 117V116H128ZM162 117V116H161ZM208 118V121L210 123L209 126H214L213 128H211V131L209 132L208 131V128L209 126L207 125V122H204L205 120L202 121V118ZM254 117V116H253ZM86 118V117H85ZM88 118V116H87ZM144 118V119H143ZM164 118V116H163ZM168 118V117H167ZM178 119V122L177 119ZM209 118H211L209 120ZM104 119H107V118H104ZM110 119V118H109ZM116 117H113V121H115ZM119 119V118H118ZM157 119V118H156ZM155 119V120H156ZM166 119V118H165ZM257 119V121L255 122L254 125L250 124L249 122L245 121V122H241L242 125L248 123V130L249 131V134L248 136H244V141L247 142V144L249 145H254V149H252L251 152H249V154H246L244 152V156L240 155L239 158H233L232 160H227L225 161L224 163H221V162H217V164H213L215 166H212V170L210 169L209 170V165L207 166V169L206 167H204V170L206 169L205 172H203V174H201L197 181L199 184L201 183H212L213 185H218L217 187H219L220 189L218 190V192H214L215 194V199H217V203H219L221 206H224V204L226 205V207L228 206V208L231 207H234V208H237L238 212H239V220H241V222L243 221V223H246L244 225L242 224H239L237 223L240 227H242L241 229V236L236 238V235L235 236H230L231 233H233V231L231 232V230L227 227V225L225 224L226 227H224L223 229L221 227H212L210 229V234L209 236L207 235V243H205L204 245V232L207 228V231H208V227L211 223L215 222V221H218V222H224V219L227 220V217H228V213L226 214L225 212H223V209L226 210V207H224L223 209H221V215H220V219L218 220L217 217L215 218L214 217V220H213V217H210L211 215V210H212V207L210 205L211 202L208 200V197L206 202H196L194 203V205L192 206V208H188L189 210H184V214L182 213V216L180 215V224L178 225V228H177V234L178 235H183L185 236V232H187L188 230H190V232H187V234L189 236H187L185 239H184V250L188 251L190 257L192 260H200L198 261V263H201V262H204V260H207V256L211 255V251L208 250L206 247L208 246L210 249L212 247H216L218 251H224V248L223 247H231L230 249H233V252H235V254H233L232 256L234 258H237L240 259V260H243L245 259L244 257V252H242V249H241V243L245 244L249 250H250V254L252 255H255V257L257 258H264V238H261L259 241H256L254 240V237H256V234L258 233H262L261 231V228H259L260 224H262L261 226L263 227L264 226V205H263V202L262 200H264V135H262V133L264 134V124L261 125L260 121L258 119H264V117H259L258 115L256 116L255 120ZM112 120V119H111ZM142 120V121H141ZM154 120V121H155ZM254 120V119H253ZM149 122L150 121H153V120H148ZM162 121V118L161 120L159 121V119L157 120V123L158 125H156L155 127L157 126H160L159 125V122ZM173 121V119L171 120ZM85 122V121H84ZM105 122V121H104ZM165 121H162V125ZM156 123V122H155ZM156 123V124H157ZM160 123V124H161ZM66 124V123H65ZM69 124V123H68ZM99 124V122H98ZM105 125V123H103ZM165 124V123H164ZM212 124V125H211ZM84 125V123H83ZM151 125H152V122H151ZM155 125V124H154ZM167 125V124H166ZM169 125V124H168ZM171 125V124H170ZM143 126V127H144ZM262 127L263 126V132L261 131V129H258L260 130L259 132H262V133H259L257 134V132L253 129L255 127ZM92 126H89L87 128V130L90 131V128ZM112 127V126H111ZM121 127V126H120ZM138 127V126H137ZM142 127V128H143ZM164 127V126H163ZM183 127H187L185 128L186 131H183L181 128ZM260 127V128H261ZM161 128V127H160ZM93 129V128H92ZM116 129V128H115ZM125 129V128H124ZM135 129V128H134ZM133 129V130H134ZM148 129V127H147ZM257 129V128H256ZM121 130V129H120ZM146 130V129H145ZM175 130V135L172 133L173 131ZM93 131V130H91ZM90 131V132H91ZM97 131V130H96ZM132 131V130H131ZM155 131V130H153ZM190 131V130H189ZM237 131V129H236ZM247 131V132H248ZM99 132V131H98ZM235 132V131H234ZM93 133V132H92ZM146 133V132H145ZM148 133V131H147ZM152 133V132H151ZM156 133V132H155ZM215 133V132H214ZM239 133V132H238ZM94 134V133H93ZM114 134V133H113ZM112 134V135H113ZM120 134V133H119ZM165 134V133H163ZM188 134V133H187ZM244 134V132H243ZM81 135V134H80ZM133 135V134H132ZM144 135V133H143ZM148 135V134H147ZM153 135V134H152ZM170 135V136H169ZM189 135V134H188ZM192 135V134H191ZM214 134H211V137L213 136ZM216 135V134H215ZM131 136V134L129 135ZM139 136V135H138ZM157 136V135H155ZM30 137H32V139H30ZM143 137V136H142ZM147 137V136H146ZM152 137V136H151ZM158 137V136H157ZM156 137V139H157ZM161 137V135H160ZM164 136L161 137V139H163ZM217 137V143L219 145H221L219 147V151H215V150H211V152H209V150H207V152H209L208 156L206 159H210L211 157H218V158H221L224 156V154L226 152H230L232 150H234V147L233 145H231L230 143H228L227 141L230 139L229 137H226V138H223L221 141H220V137L219 135L216 136ZM239 139H240V136L238 135ZM242 137V136H241ZM58 138V139H57ZM187 138V137H186ZM194 138V137H192ZM214 138V137H213ZM42 139V138H41ZM57 139V140H56ZM77 139V140H76ZM83 139V138H82ZM126 139V138H124ZM130 139V138H129ZM147 139V138H146ZM153 139V138H152ZM159 139V138H158ZM227 139V141H226ZM232 139V137H231ZM243 139V138H241ZM29 140H32L30 141L31 144L27 143ZM43 140V139H42ZM50 140V139H49ZM119 140V139H118ZM164 140V139H163ZM208 140V139H207ZM215 140V139H214ZM213 140V141H214ZM60 141V142H59ZM154 141V140H153ZM166 140L162 141V144H161V153L158 155L159 158H157L156 160L161 163V169L162 167H165V165H170V163H173L174 165H176V162H178L177 160L179 159H182L184 157L181 156L180 154V149H184V144L181 145L179 144L178 142H176L174 145H171L170 143V146L169 144L167 145L166 143H168L167 141L165 142ZM206 142V140H204ZM212 141V143H213ZM222 143H220V142ZM230 141H233L230 140ZM123 142V140H122ZM128 142V141H127ZM156 142V141H155ZM153 142V143H155ZM189 142V141H188ZM214 141V144L216 143ZM235 142V141H234ZM137 143V142H136ZM142 143V142H141ZM145 143V141H144ZM143 143V144H144ZM152 143V144H153ZM159 143V142H158ZM190 143V142H189ZM39 144H41L42 146V141L41 143L39 142ZM45 144V143H44ZM59 144H62V147H61V150L59 151ZM113 144V143H112ZM117 144V143H116ZM124 144V143H123ZM131 144V142H130ZM165 144V145H164ZM33 145V147H32ZM92 145V143H91ZM140 144H138L139 146ZM145 145V144H144ZM212 145V144H211ZM111 146V145H109ZM129 146V145H128ZM136 146V145H135ZM134 146V148H135ZM143 146V145H142ZM141 146V147H142ZM147 146V145H146ZM158 146V145H157ZM206 147L209 145H205ZM202 147V148H205ZM214 146V145H213ZM217 146V145H216ZM215 146V148H217ZM144 147V146H143ZM40 148V147H39ZM70 148V149H69ZM110 148V147H109ZM213 148V147H211ZM214 148V149H215ZM121 149V147H120ZM146 149H149L148 147H145V149H143V151H146ZM179 149V151H177ZM188 149V148H187ZM209 149V148H208ZM218 149V148H217ZM36 150V149H35ZM52 150V149H51ZM90 150V151H89ZM94 150V149H93ZM129 150V149H128ZM126 150V151H128ZM134 150V149H133ZM141 149H139L140 151ZM153 150V149H152ZM204 150V149H203ZM137 151V150H135ZM52 152V151H51ZM114 152V151H113ZM112 152V153H113ZM125 152V151H124ZM141 152V151H140ZM151 152V151H150ZM154 152V151H153ZM27 153V152H26ZM41 153V152H40ZM126 153V152H125ZM199 153V152H198ZM235 153V152H233ZM94 154V153H93ZM135 154V153H134ZM139 154V153H138ZM230 154V153H229ZM232 154V153H231ZM243 154V153H242ZM245 154L247 156H249L252 160H250V163L249 165L245 166V168L241 169L240 167H243L239 164V162L243 159V158H247V156H245ZM206 155V154H205ZM258 155V157H257ZM45 156V154L43 155ZM91 156V155H90ZM119 156V155H118ZM117 156V157H118ZM136 156V155H135ZM138 156H141L142 158V153L141 155H138ZM40 157V156H38ZM49 157V156H47ZM92 157V156H91ZM195 157V155H194ZM26 158V157H24ZM46 158V157H45ZM93 158V157H92ZM119 158V157H118ZM122 158V157H121ZM126 158V157H125ZM43 159V158H42ZM47 159V158H46ZM76 159V158H75ZM115 159V158H114ZM151 159V158H150ZM241 159V160H240ZM248 159V158H247ZM258 159V160H256ZM55 160V158H54ZM59 160V159H58ZM123 160V159H122ZM138 160V158L136 159ZM201 160V159H199ZM198 160V162H199ZM245 160V159H244ZM60 161V162H61ZM125 161V160H124ZM144 161V160H143ZM195 162V160H193ZM203 162V159L201 160ZM207 162V160H205ZM204 161V162H205ZM249 161V160H248ZM130 162V161H129ZM152 162V161H151ZM246 162V161H245ZM58 163V162H57ZM57 163L55 165H57ZM95 163V162H94ZM108 163V162H107ZM123 163V162H122ZM121 163V164H122ZM141 163V162H140ZM201 163V162H200ZM209 163V161H208ZM33 164V165H32ZM84 164V165H83ZM93 164V163H92ZM96 164V163H95ZM118 164V163H117ZM125 164V163H124ZM123 164V165H124ZM182 164V163H181ZM196 164V162H195ZM199 164V163H198ZM210 164V163H209ZM212 164V163H211ZM83 165V166H81ZM148 165V164H147ZM154 165V164H153ZM153 165H151L150 167H152ZM180 165V163H179ZM190 165V164H189ZM201 165V164H200ZM203 165V164H202ZM201 165V166H202ZM144 166V165H143ZM155 166V165H154ZM187 166V165H186ZM52 167V165H51ZM89 166H87L88 168ZM96 167V166H95ZM99 167V166H97ZM96 167V168H97ZM127 167V166H126ZM146 167V166H145ZM144 167V168H145ZM200 167V166H199ZM246 167H248L246 169ZM50 168V166H49ZM85 168V167H84ZM156 168V167H155ZM193 168V166H192ZM191 168V171H193ZM203 168V167H201ZM200 168V169H201ZM92 169V168H91ZM94 169V168H93ZM99 169V168H98ZM130 169V168H129ZM143 169V168H141ZM245 169V170H244ZM53 170H56V169H52ZM73 170V169H72ZM86 170H89L86 169ZM100 170V169H99ZM148 170V168L146 169ZM174 170V169H173ZM180 170V169H179ZM190 170V169H188ZM203 170V171H204ZM207 170H209L207 172ZM51 171V170H50ZM51 171V173H53ZM59 171V170H58ZM82 170H80L81 172ZM97 171V170H96ZM85 172V170H84ZM101 172V171H100ZM143 172V171H142ZM141 172V173H142ZM149 172V171H148ZM147 172V173H148ZM153 172H154V168H153ZM164 172V171H163ZM58 173V172H57ZM86 173V172H85ZM151 173V172H150ZM201 173V172H200ZM56 174V173H55ZM113 174H114V170H113ZM112 173H110V177L113 176ZM162 174V172H161ZM168 174V173H167ZM57 175V174H56ZM90 175V174H89ZM102 175V174H101ZM100 175V176H101ZM117 175V174H116ZM116 175H114V179H116ZM148 175V174H147ZM150 175V174H149ZM152 175V174H151ZM159 175V174H158ZM165 175V173H164ZM199 175V174H198ZM91 176V175H90ZM133 176V175H131ZM156 176V175H155ZM187 176V175H186ZM227 176L228 178L227 179H236L237 177H241V179L245 182H254V184H258V187L257 188H250V190H247L246 192H244V194L242 193V191H240L241 188L238 189V185L240 184V180L238 183L236 184H232L230 186L226 185V186H223L224 183H222L224 179V177ZM41 177V176H40ZM44 177V176H43ZM53 177V176H52ZM68 177V176H67ZM87 177V176H85ZM150 177V176H149ZM159 177V176H158ZM49 178V177H48ZM69 178V177H68ZM94 179V177H92ZM102 178V176H101ZM113 178V177H112ZM165 178V177H164ZM167 178V176H166ZM177 175H173V174H170L169 175V181L173 186L174 188L172 189V192H168V193H164L162 196L164 198H168L170 199L172 196H181V194H177L176 193V190L179 189V185H177L179 179H177ZM57 179V177L55 178ZM62 179V178H61ZM57 179V184H56V187L54 185L53 189H55V191H57L58 193L61 191V189L65 186L64 182ZM83 179V178H82ZM88 179V178H87ZM119 179V178H118ZM152 179V178H151ZM63 180V179H62ZM89 180V179H88ZM96 180V179H95ZM195 180V179H194ZM5 181V182H4ZM68 181V180H67ZM93 181V180H92ZM99 181H102V179H100L99 177ZM235 181V180H234ZM33 182V183H34ZM43 182V181H42ZM62 182V183H61ZM97 182H98V179H97ZM96 182V183H97ZM123 182V181H122ZM138 182V181H137ZM183 182V181H182ZM180 182V183H182ZM244 182V183H245ZM46 183V182H45ZM103 183V182H102ZM101 183V184H102ZM118 183V182H117ZM136 183V182H135ZM159 183V182H158ZM162 183V182H161ZM167 183V182H165ZM185 183V182H183ZM98 184V183H97ZM190 184V183H189ZM188 184V185H189ZM36 185V184H34ZM52 185V186H53ZM103 185V184H102ZM165 185V184H164ZM183 185V184H182ZM194 185V184H193ZM198 185V184H197ZM211 184H209V186L206 184V186L210 187ZM252 185V184H251ZM250 185V186H251ZM101 186V185H100ZM110 188H116L114 186V184L111 182L110 184ZM122 186V185H121ZM126 186V185H125ZM123 186V187H125ZM132 186V185H131ZM186 186V185H185ZM192 186V185H191ZM190 186V187H191ZM195 186V185H194ZM221 186V187H220ZM249 186V187H250ZM48 187V186H47ZM50 187V186H49ZM98 187V186H97ZM134 187V186H133ZM142 187V186H141ZM165 187V186H164ZM169 187V186H168ZM198 187V186H197ZM202 187V186H201ZM248 187V189H249ZM29 188V187H28ZM84 188V187H83ZM136 189V187H134ZM133 188V189H134ZM138 188V187H137ZM140 188V187H139ZM163 188V187H162ZM162 188H161V191H162ZM186 188V187H185ZM195 188V187H193ZM192 188V189H193ZM51 189V188H50ZM79 189V188H78ZM131 189V187L129 188ZM167 189V187H166ZM187 189V188H186ZM196 189V188H195ZM194 189V190H195ZM198 189V188H197ZM196 189L195 193L198 192V190ZM202 189V188H201ZM200 189V190H201ZM205 189V188H203ZM202 189V190H203ZM31 190V189H30ZM52 190V189H51ZM60 190V191H59ZM154 190V189H153ZM168 190V189H167ZM191 190V189H190ZM206 190H208L206 188ZM243 190V189H242ZM16 191H18V193L16 194V197L14 195V197L12 196ZM54 191V192H55ZM76 191V189H75ZM103 191V190H102ZM52 192V191H51ZM63 191H61L62 193ZM135 192V190L133 191ZM140 192V191H139ZM166 192V190H165ZM211 192V191H210ZM209 191H206L204 190V192L202 193H197V198H200V197H205V195H208V193H210ZM238 192L236 195H240V196H236L235 193ZM83 193V192H82ZM103 193V192H102ZM118 193V192H117ZM126 193V192H125ZM142 193V192H140ZM144 193V192H143ZM54 194V193H53ZM66 194V193H64ZM62 195L61 194V197L60 198H53L54 201L57 202H60L64 196L66 195ZM84 194V193H83ZM109 194V193H108ZM124 194V192H123ZM128 194V193H127ZM145 194V193H144ZM147 194V193H146ZM166 194V195H165ZM213 194V195H214ZM76 195V192L74 193V196ZM95 195V194H94ZM157 195V194H156ZM195 195V197H196ZM258 195H260V200L259 202H256L257 201V197ZM68 196V194H67ZM71 196V195H70ZM146 196V195H145ZM236 196V197H235ZM27 197V196H26ZM85 197V196H84ZM90 197V196H89ZM95 197V196H94ZM66 198V197H65ZM69 197H67L68 199ZM72 198V197H71ZM134 198V197H133ZM206 198V197H205ZM238 198L239 199V205H237V203L235 202L234 203V206H232V202L233 200H238L236 199ZM1 199V198H0ZM195 199V198H194ZM47 200H50L49 198H47L43 203H45ZM65 200V199H64ZM85 200V199H84ZM101 200V199H100ZM99 199L96 200L95 203H98L100 202ZM131 201V199H128ZM147 201V200H146ZM158 201V200H157ZM176 201V200H174ZM178 201H180V199H178ZM184 201V200H183ZM136 202V201H135ZM186 202L187 200L185 201V203H180L178 205H176V212L175 215L181 211L182 208H185L186 207ZM78 203V202H77ZM160 203V202H159ZM188 203V202H187ZM21 204V203H20ZM42 204V203H41ZM58 204H61V203H58ZM64 204V203H62ZM61 204V205H62ZM70 204V203H69ZM81 204V203H80ZM170 204V203H169ZM175 204V203H174ZM5 205V206H4ZM26 205V204H25ZM46 205V203H45ZM52 205V204H51ZM134 205V204H133ZM166 205V203H165ZM18 206V205H17ZM16 206V207H17ZM38 206V205H37ZM63 206V205H62ZM65 206V205H64ZM91 206V205H90ZM209 206V207H208ZM214 206V204H213ZM55 207V206H53ZM73 207V206H72ZM165 207V206H164ZM195 207L198 208V210H193L195 209ZM57 208V207H56ZM63 208V207H61ZM70 208V207H69ZM95 208H98L97 206ZM94 208V209H95ZM227 208V209H228ZM233 208V209H234ZM23 209V210H22ZM41 209V208H39ZM43 210H45V208L43 207L42 208ZM41 209V210H42ZM51 209V208H50ZM115 209V208H114ZM18 212L19 213H22V212H26L27 210L24 209L23 207L19 206L17 208ZM26 210V211H24ZM53 210V209H52ZM59 210V209H58ZM56 211L58 212H62V211ZM90 210V209H89ZM146 210V209H145ZM193 210V211H192ZM220 210V209H219ZM230 210V209H229ZM65 211V210H64ZM107 211V210H106ZM147 211V210H146ZM192 211V212H191ZM16 212V211H15ZM42 212V211H41ZM101 212V211H100ZM141 212V210H140ZM37 213V212H36ZM50 213V212H49ZM64 213V212H63ZM62 213V214H63ZM122 213V212H121ZM230 213V212H229ZM29 214V212H28ZM38 214V213H37ZM42 214V213H41ZM40 214V215H41ZM47 214V213H46ZM96 214V213H95ZM108 215H105L104 216V221L106 220V225L108 224L107 222V218H108V221H111L112 220V217L113 215H116L118 214V210H111L109 213H107ZM148 214V213H147ZM225 216H224V215ZM232 214V213H230ZM26 215V214H25ZM54 215V214H53ZM52 215V216H53ZM56 215V214H55ZM146 215V214H145ZM42 216V215H41ZM40 216V217H41ZM50 216V214H49ZM95 215H91L89 216V218H87V224H89L87 227H89V231H88V235L86 236L87 237V240H86V237H85V240L84 242L88 241L89 242V248H87V259L88 258V254H89V251L92 252L93 250V234L95 232H97V228L95 226H93V219H95L94 217ZM120 216V215H119ZM118 216V217H119ZM166 216H167V213H166ZM170 216V215H169ZM22 217V216H21ZM45 217V216H43ZM55 217V216H53ZM233 218V216H229L228 217V220L230 221L231 219ZM9 219V218H8ZM8 219H6V216H5V221ZM22 219V218H21ZM102 219V218H101ZM46 220V219H45ZM51 220V219H50ZM85 220V219H84ZM118 220V219H117ZM170 220V219H168ZM172 220V219H171ZM252 220V221H251ZM53 221V220H52ZM56 221V220H55ZM93 221V222H92ZM96 221V220H95ZM127 221V220H126ZM252 223L251 226H248L250 222ZM27 222V221H26ZM84 222V221H83ZM178 222V221H177ZM40 223V222H39ZM110 223V222H109ZM159 223H162L161 220H159ZM165 223V221H164ZM168 223V222H167ZM225 223V222H224ZM223 223V224H224ZM1 224V222H0ZM46 224V222H45ZM75 224V223H74ZM135 224V223H134ZM175 224V223H173ZM178 224V223H176ZM222 224V225H223ZM11 225V224H10ZM25 225V223H24ZM77 225V224H75ZM153 225V224H152ZM151 225V226H152ZM156 225V224H155ZM163 225V224H162ZM161 224H157V226H159L158 228L160 230L157 229L156 227V234L158 232L161 233V228L160 226H162ZM166 225V223H165ZM221 225V224H220ZM14 226V225H12ZM98 226V225H97ZM102 226V225H101ZM115 226V225H113ZM154 226V225H153ZM217 226V225H216ZM244 226V227H243ZM246 226V227H245ZM26 227V226H25ZM44 227V226H42ZM84 227V226H83ZM105 227V226H104ZM110 227V226H109ZM238 227V228H240ZM24 228V227H23ZM114 228V227H113ZM165 228V227H164ZM257 228H259L257 230ZM37 229V228H36ZM83 229V228H81ZM104 229V228H103ZM102 229V231H104ZM109 229L111 228H107L106 226V235L104 233L103 235V240H104V243H101L98 245H103L104 244V247L102 246V249H105L107 247V245H109L111 243L112 240H115V237H112L111 236V230L109 231ZM115 229V228H114ZM130 229V228H129ZM85 231V229H83ZM20 231V230H19ZM81 234H83V231L80 230ZM153 231V230H152ZM206 231V232H207ZM219 232V234H217L216 232ZM62 232H64L62 230ZM71 232V231H70ZM69 232V233H70ZM100 232V231H99ZM142 232V231H140ZM65 233V232H64ZM68 233V232H66ZM72 233V232H71ZM70 233V234H71ZM86 233V231H85ZM116 233V232H115ZM126 233V232H125ZM164 233V232H163ZM162 233V235H163ZM103 234V233H101ZM120 234V233H119ZM159 234V233H158ZM192 234V235H190ZM207 234V233H206ZM24 235V234H22ZM58 235V234H57ZM77 235V234H76ZM79 235V234H78ZM129 235V234H128ZM161 235V236H162ZM249 235V236H248ZM165 236V235H164ZM228 238H227V237ZM245 236H248L250 237L249 240L248 237H245ZM261 236V235H260ZM25 237V236H24ZM51 237V236H50ZM73 237H75V232L72 233L70 236H66V240L64 241V238H63V241L57 245L56 249L58 248V251L59 253L62 252V250L64 248H62V246H65L67 248H69V245H70V242L72 241ZM95 237V236H94ZM112 237V238H111ZM253 237V238H252ZM31 238V236L29 237ZM39 238V237H38ZM114 238V239H113ZM145 238V237H144ZM153 238V236H152ZM156 238V237H155ZM154 238V239H155ZM167 238V237H166ZM247 238V239H246ZM77 239V238H76ZM112 239V240H111ZM246 239V240H244ZM26 240V239H25ZM157 240V239H156ZM224 240H226V243L224 242ZM100 241V240H99ZM102 241V240H101ZM178 241V240H177ZM242 241V242H241ZM2 242V241H1ZM82 242V241H81ZM84 242L83 243V246H82V250H84ZM85 242V243H86ZM13 243V242H12ZM20 243V242H19ZM183 243V242H181ZM3 244V243H2ZM53 244V243H52ZM79 244H80V241H79ZM78 244V245H79ZM112 244V243H111ZM153 244V242H152ZM14 245V244H13ZM219 245V246H218ZM16 246V245H14ZM72 247V245H70ZM87 246V244H86ZM95 246V245H94ZM99 246V247H100ZM113 246H114V243H113ZM11 247V246H10ZM17 247V246H16ZM36 247V246H35ZM137 247V246H136ZM151 247V246H150ZM153 247V245H152ZM238 248V251L235 250L236 248ZM41 248V247H40ZM77 248V247H75ZM74 248V249H75ZM92 248V249H91ZM110 248V247H109ZM183 248V247H182ZM222 248V249H221ZM43 249V248H42ZM47 249H48V246H47ZM107 249V248H106ZM199 249V253L196 252V250ZM244 249V248H243ZM247 249V248H246ZM13 250V249H12ZM100 250H101V247H100ZM111 250V248H110ZM109 250V251H110ZM114 250V249H113ZM111 250V252L113 251ZM152 250V249H151ZM181 250V249H180ZM5 251V250H4ZM57 251V252H58ZM69 251H72V250H69ZM109 251L106 250V252L110 253ZM122 251V250H121ZM238 253H237V252ZM6 252V251H5ZM105 252V253H106ZM123 252H124V249H123ZM126 252V251H125ZM127 252H129L127 250ZM136 252V251H135ZM148 252V251H147ZM153 252V251H152ZM170 255L167 256V254L165 253V251H162L158 254H154L155 256L153 257V259L148 260L151 262L150 264H161V263H164V264H178V263H181L183 262L181 258H173L171 257V252L167 251ZM19 253L16 252L15 254ZM68 252H66L65 254L67 255ZM103 253V252H102ZM107 253V256H106V260L110 259L111 257V254H108ZM150 253V252H148ZM165 253V255H163ZM187 253V252H186ZM204 253H209L207 255H205ZM247 253V252H245ZM12 254V253H11ZM74 254V253H73ZM104 254V253H103ZM116 254V253H115ZM123 254V253H122ZM135 254V253H133ZM133 254H132V257H133ZM145 254V253H144ZM144 254H138L139 256H137V259L135 260L134 258L131 257V260L129 259L128 263L127 264H140V262H143L144 258L146 257V255ZM8 255V254H7ZM13 255V254H12ZM18 255V254H17ZM80 255V253H79ZM82 255V253H81ZM163 255V256H162ZM4 256V255H3ZM47 256V255H46ZM51 256V255H50ZM91 255L89 254V257ZM105 256V255H104ZM118 256V255H117ZM120 256V255H119ZM135 256V257H136ZM150 256V254H149ZM152 256V254H151ZM214 256V255H212ZM114 257V256H112ZM148 257V255H147ZM215 257V256H214ZM50 258V257H49ZM97 258V257H96ZM183 258V257H182ZM218 258H224L226 261L230 260L231 258H228V257H218ZM50 260V259H49ZM68 260V259H67ZM81 260V259H80ZM86 260V259H85ZM209 261H211L210 259H208ZM30 261V260H29ZM122 261V260H121ZM20 262V261H19ZM44 262V261H43ZM48 262V259H46V263ZM70 262V261H69ZM92 262V261H91ZM137 262V263H136ZM242 262V261H241ZM240 262V263H241ZM31 263V262H30ZM37 262H35L36 264ZM40 263V262H39ZM85 263V262H84ZM116 263V262H115ZM231 262H225L224 264H230ZM243 263V262H242ZM65 264V263H64ZM108 264V263H107ZM114 264V263H113ZM117 264V263H116ZM126 264V263H125ZM146 264V263H145ZM214 264H219V262L217 263H214ZM221 264V263H220ZM234 264V263H233ZM244 264V263H243ZM258 264V263H257Z\"/></svg>",
	"mask_w": 264,
	"mask_h": 264
}]
</instances>
